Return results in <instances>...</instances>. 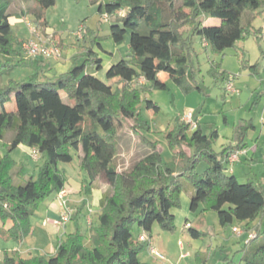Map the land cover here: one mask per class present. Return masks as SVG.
Segmentation results:
<instances>
[{"label":"trees","instance_id":"1","mask_svg":"<svg viewBox=\"0 0 264 264\" xmlns=\"http://www.w3.org/2000/svg\"><path fill=\"white\" fill-rule=\"evenodd\" d=\"M56 0H0V141L7 140L8 153H0V239L22 243L34 231L31 217L40 204L65 189L67 179L59 162H71L75 150L89 181L82 185L88 196L98 187L104 174L110 185L100 201V212L90 245L80 229L78 216L86 206L72 213L76 230L59 241L53 255L22 257L5 252L0 264H152L143 262L140 254L151 242L135 241L133 230L138 225L151 232L158 223L165 231L176 229L173 209L181 205L184 191L190 192V208L196 212L213 210L222 226L234 221L250 224L264 217V186L248 180L240 182L229 169L233 152L245 149L246 134L254 128L253 121L243 120L234 128L235 144L214 149L220 137L219 127L210 124L211 132L204 135L200 125L179 120L169 132L168 140L174 152L171 162H164L158 143H143L149 152L135 161L130 169L119 172L115 164L118 143L105 122L134 120V130L145 129L142 106L157 112L159 105L148 99L153 89H167L162 74L169 76L185 93L204 91L193 61L196 55L195 37L205 42V49L223 54L236 48L238 42L253 35L260 42L263 30L256 28L255 19L264 14V0H109L100 3L99 12L113 18L109 38L115 42L130 32L127 58L113 63L106 79L89 72L103 68V59L88 46L82 63L55 79H10L4 76L23 58L26 40L16 38L11 19L34 14L37 22L48 27L45 10ZM220 20L218 25L205 24L206 18ZM186 26L185 31L180 27ZM144 30V31H141ZM83 38L85 35L83 34ZM95 43V42H94ZM96 44V43H95ZM242 69L257 70L251 65L246 51L238 49ZM209 73L216 80L230 76L220 63L211 61ZM143 79V81H141ZM15 100V109L7 104ZM141 139V138H140ZM37 148L45 155L37 178L17 184L25 170L10 152L19 145ZM209 167L198 171L200 163ZM261 226V225H260ZM255 225L257 237L245 243L243 260L246 264H264V233ZM193 237L206 233L189 227ZM201 264L206 263L198 253Z\"/></svg>","mask_w":264,"mask_h":264},{"label":"rangeland","instance_id":"2","mask_svg":"<svg viewBox=\"0 0 264 264\" xmlns=\"http://www.w3.org/2000/svg\"><path fill=\"white\" fill-rule=\"evenodd\" d=\"M18 1L24 3V1L27 0ZM107 2H109V0H56L54 6L44 11L49 27L48 34L56 36L66 43V46L63 49L64 55L70 57L74 50L78 51V53L84 52L83 56L75 59V62H73L70 69L82 63L86 57V50L91 44L94 45V51L99 53V56L104 59L103 61L105 63H108L109 58L112 57L113 63H116L120 59L127 58L130 55V32H127L124 41L119 43V48L122 46L124 50H119L114 55L106 52L108 44L110 42L113 43V39L108 36L110 35V27L114 19L100 14L99 6L100 3ZM11 23L13 32L16 38L20 41L34 37L31 28H35L38 32L43 33V27L37 22L34 14H30L28 17L24 18L12 17ZM186 29V26L180 27V31H185ZM83 34L85 35V38H83ZM201 40L202 39L199 37L195 40L196 55H193V61L195 68L201 69L200 72L199 69L197 70L199 73L197 79L204 89L203 92L195 90V93H185L180 86L169 78L168 75L162 74L163 80L167 82V89H153L146 96L148 99L159 105L158 111L154 112L153 110L148 109L145 105L141 107L142 117L147 124L145 129H138V133L135 132L133 127L134 120L125 117H121L120 120L112 122L107 121L104 123V126L107 129L113 131L118 143V153L115 158V164L118 167V171H127L135 161L139 160L149 152V146L141 141L144 140L143 138L148 142L158 143L164 162H171L173 160L174 152L171 149L168 140L169 132L176 127L179 120H183V116L186 115L188 111H192L195 115L200 114L201 109L206 102L207 117L218 119L210 120L206 117L204 122H202L203 134H210L211 128H209V125L214 124L212 121H216L217 126L221 127V130L223 131V136L219 137L213 144L214 149L217 151H221L224 145L230 144L231 141L230 138H226V136L229 137L231 129H228L224 123L222 117L224 114H227L230 120L235 117L236 126L244 122L243 120L255 122L257 127L249 130L248 134H246L245 140L247 141L248 148L252 149L254 146L259 145L256 148L257 156L253 159L244 158L238 163L229 164L231 166L229 169H235L240 182L251 180L257 185L264 186V122L262 121L264 115V97L259 94H254L252 96L249 89H247L246 84L244 83L243 85L241 80L239 84H235L236 87L238 86L237 88L240 89V92L235 94L229 93L226 90L227 80H216L215 77L210 75V64L211 61H216V63L221 64V67L224 70L226 67L229 70L234 67H236L238 71L243 70L239 61L240 58L238 60L239 56L236 57L230 53L232 50L238 49L228 48L223 54L217 55L211 53L210 50L206 51L205 47L202 46ZM251 40H253V38ZM57 44L58 46H61L59 42ZM102 45H104V47H102ZM208 53L210 57L208 56ZM250 54L254 55L253 52ZM252 55H249V53L246 52V59H249ZM23 58L26 59L24 60L20 57V60L14 62L15 66L4 76L5 82L10 79L21 81L29 80L32 77L38 80H40V77L41 79L43 78L44 71L38 69L37 66H33L30 61L31 58L27 57L24 52ZM235 80H237V77ZM253 85L254 87H257L256 84ZM197 92H201V100L196 98ZM197 102L198 104H195ZM7 107L11 110L15 109V100L8 103ZM6 144L7 140L0 141L1 155H5L9 151V147ZM30 151L31 150L26 145H19L9 153L10 156L18 164L22 165L25 170L21 177L16 178L17 184L24 185L31 177L37 178L40 167L45 162V155L40 154L39 159L35 160L31 156ZM72 153L73 160L71 162H59L58 166L67 179L66 185L72 186L73 189L78 191L79 200L77 201L72 199L67 202L65 196L63 198V200L67 202L66 209L74 212L75 208L82 207L84 200L88 203V201L92 199V193L88 196H85L82 193V185L89 181V175L81 166L79 154L75 150H73ZM208 167V163L202 162L198 166V171L203 173ZM98 183L104 188V190L110 188L104 174L99 177ZM180 201V207L173 209L174 214L176 215V229L174 231H165L158 223L154 225L151 232H145L139 228L138 225H135L133 230L135 241H137L139 235L143 233L147 234L152 243L158 242L166 245L171 242L177 244V241H181L183 246L182 249L180 248L177 252L173 247V259H176L177 254L180 256L179 261L175 262V264H201V261L198 259L199 252H201L203 257L206 258L205 264H246V261L243 260V255L245 253L244 246L247 239V233L240 237L233 232V228L240 227L245 229L247 222L234 221L233 224L222 226L219 223L217 212L213 210L203 211V204L196 212L192 211L190 208L191 196L188 191H184L181 194ZM98 214L99 213L95 214L93 207H90L87 214L84 212L78 216L80 229L85 233V244L87 245H90L92 242L94 226L98 220ZM43 216L46 217V214L38 208L35 214L31 217L32 226L39 227L41 230H46L47 227L44 226H47L48 223L43 222ZM71 220L72 219L68 222ZM186 221L192 222L193 227L200 229L206 234L200 237H193L190 234L189 228L185 227ZM255 225H261L260 227L264 233V217L257 219L250 224V230H253L258 235L257 230L254 227ZM63 226L65 225H62L61 227ZM68 226L67 233L76 230L75 222H71ZM67 233H64L65 237L63 239H66ZM36 234L39 236V240L43 242L42 246L46 247L47 241L39 229ZM24 240L25 241L22 243L14 240L7 243L4 239H0L2 242L0 245V261H3L5 257V251H3L4 248H9L10 250L8 252L11 255L17 254L18 252L22 257H26V245L31 243V239L28 236ZM23 243H25V246H22ZM14 248H19L20 250H13ZM176 248L178 250L177 245ZM148 251L150 250L147 247L141 252L140 257L142 259L146 257L145 252ZM159 252L164 256V259L166 258L167 260V254L160 250ZM150 260H153V256L150 257ZM166 260L160 261L159 264H167Z\"/></svg>","mask_w":264,"mask_h":264},{"label":"crops","instance_id":"3","mask_svg":"<svg viewBox=\"0 0 264 264\" xmlns=\"http://www.w3.org/2000/svg\"><path fill=\"white\" fill-rule=\"evenodd\" d=\"M219 23H220V20L216 19V18H206L205 19V24H207V25H218ZM254 25H255L256 28H262V30H263L260 42L257 41L255 36L250 35V36L246 37L244 40H241V41L238 42L237 49H241V50L243 49L246 52H248L249 55H252L250 53L253 52L254 55H252V57H250L248 60H249L251 65H254L255 63H258L259 64L258 69L252 71L253 73H251V71L249 69H243V70L238 71V69L236 67L230 68V70L227 69V67H226L225 70H227L229 72V74L234 75L235 79L237 77V80H235V84H237V83L239 84L240 80H241V83H243V85L245 83L246 86H247V89H249V91L251 92L252 96L254 94H259L261 96L263 95V97H264V14L262 16H259L257 19H255ZM48 30H49V27L43 28V35L44 34L49 35L48 34ZM54 38H55L57 43L59 42L61 44V46H59V48L61 50V53H60L59 56L51 57V58L35 57V58H31L30 59V61H31L33 66H37L38 69H40L41 71H44L43 78L41 79V77H40L41 80L55 79L59 74L70 70L71 65L73 64V62H75V59H77V57L80 58V56L84 55V52L83 53H78V51L74 50L72 52V54L70 55V57L65 56L63 49L66 46V43L62 39H60V38H58L56 36H54ZM196 38L197 37H195L194 40H196ZM252 38H253V40H251ZM129 41H130V38H129ZM201 41H202V46H205V42L203 40H201ZM119 43L120 42H115L114 40H113V43L110 42L108 44V49L106 50V52L114 55L117 51L124 50V48L122 46H121V48H119ZM102 47H104V45H102ZM230 53L232 55H235L236 57H238V50H232ZM208 56H209V53H208ZM262 59H263V61H262ZM238 60H239V57H238ZM112 64H113V57L109 58L108 63H105L103 61V68L101 70L97 71L94 67H92V68L88 67L87 70L89 72H92V73L96 74L101 79L107 81L106 73H107L108 68ZM233 72H234V74H233ZM244 80H245V82H244ZM253 84H256L257 87H254ZM239 91H240V89H239ZM200 93L201 92H197V96H196V98H198L199 100H201V98H200L201 94ZM13 100H14V98H13ZM195 104H198V102L195 103ZM206 106H207V104L205 102L203 107H202V109H201V113L197 114V115L193 114L194 115V119L200 125L202 132H204L203 131V127H202V122H204V120L207 117ZM189 112H192V111H188V113ZM222 117H223L224 123L227 126V128L231 129V132L229 133V137L226 136V138H230L231 139L230 143L235 144V141H234V128L236 127L235 117H233L232 120H230V118H229V116L227 114H224V116H222ZM207 118H209L210 120H217L218 119V118H214V117H207ZM262 121L264 122V115L262 117ZM212 122L217 125L216 121H212ZM254 127L255 128L257 127L255 122H254ZM219 132H220V137L223 136V131L221 130V127H219ZM245 143L247 144L246 140H245ZM21 145H23V144H21ZM258 146L259 145L254 146L251 149V148H248V145H247V147L245 148L246 149V153H244V154H242L240 156L239 161L241 159H244V158L245 159H253V158H255L257 156L256 148ZM28 148L31 150V147H28ZM260 151H259V153H260ZM239 161H237L235 163H238ZM229 167L231 168L230 165H229ZM231 171L236 175V171H235L234 168H232ZM104 192H105L104 188L102 186H100V185H98L97 188L93 189L92 190V199H90V201H88L87 205L82 209V214L84 212H85V214H87L89 212V208L90 207H93V209L95 210V214L99 213L100 212V207H99L100 206V201H101V199L103 197ZM62 193H64L67 202L72 200V199H74L76 201L79 200L78 191L73 189L72 186L66 185L65 189L62 191ZM61 201H62L61 197H59V194H57L55 197H53L51 199H47L43 203L40 204L39 209L44 211V213L46 214V217L43 216V218H44L43 222H47L48 224H47V226H44V225L43 226L47 227V229L46 230H41L39 227L33 226L34 227L33 234L31 236H29L30 239H31L30 240L31 243H29V245L28 244L26 245L27 246V250H26V254L27 255H26V257L40 256L42 254L53 255V254L56 253L59 241L65 237L64 233L65 232L67 233V230H68V227H69L68 225L71 222H75L72 219L70 222L65 224V226H63V227H61V226L57 227V226H55L53 224L52 221L54 219L58 218L60 213L63 210ZM76 211H77V208H75L74 212H76ZM173 212H174V210H173ZM175 218H176V215H175ZM186 222H188V221H186ZM189 223H191V225L193 226L192 222H189ZM38 229L42 233V235H44L45 240L47 241L46 247L42 246L43 242H41L39 240L40 238L36 234ZM4 241L9 243V242H11L13 240H9V241L4 240ZM1 243L2 242L0 241V245H1ZM151 244L157 250L165 252L167 254V260H166V258L165 259H159L154 254H152L150 251H148V252H145L146 253V257H144L143 259L140 257L141 261L152 263V264H159L160 261H162V260H166L167 264H175V262L179 261V259H180L179 257L180 256H178V254L176 255L177 256L176 259H173L174 258V256H173V247H174L175 251L178 252L180 248L181 249L183 248V246L181 244V241H177V244H175L174 242L167 243L166 245L162 244V243L160 244L158 242H155V243L151 242ZM176 245L178 247V250L176 248ZM22 246H25V243H23ZM9 250H10L9 248H4L3 251L8 252ZM13 250L19 251L20 249L19 248L18 249L14 248ZM152 256H153V260L151 261L150 257H152ZM181 257H182V255H181Z\"/></svg>","mask_w":264,"mask_h":264},{"label":"built area","instance_id":"4","mask_svg":"<svg viewBox=\"0 0 264 264\" xmlns=\"http://www.w3.org/2000/svg\"><path fill=\"white\" fill-rule=\"evenodd\" d=\"M31 29H32V34L34 35V37L27 39L23 44V52L26 54L27 57L51 58V57H57L60 55L61 51H60V48L56 40L54 39V36H51L50 34L43 35L42 32H38V30H36L35 28H31ZM226 90L229 93H233V94L240 92L239 89L235 86V76L234 75L229 76L228 82L226 85ZM183 120L190 123L192 129H195L198 125V122L194 119V115L192 112H189L186 115H184ZM244 153H246V149H241L236 152H233L228 159L230 165L239 161L240 156ZM30 154L33 157V159L38 160L41 153L37 148H31ZM64 196H65L64 193L60 192V197L62 199L61 204H62L63 210L60 213L59 217L52 221L53 224L57 227L65 225L72 218L73 212H71V210L69 209H66L67 208L66 201L63 200ZM191 226H192L191 223L186 222L185 227L189 228ZM233 232L240 237L244 235L245 233H247V239L245 243L250 242L253 238L257 236V234L253 230H247L246 228L242 229L240 227H234ZM138 239L140 241L151 242L146 233L140 234ZM148 248L150 252L154 254L157 258L164 259V256L152 244H150Z\"/></svg>","mask_w":264,"mask_h":264}]
</instances>
